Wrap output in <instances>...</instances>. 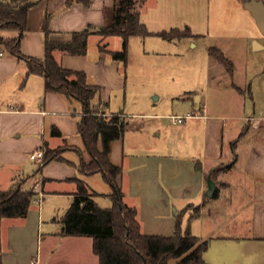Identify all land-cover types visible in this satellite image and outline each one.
Returning a JSON list of instances; mask_svg holds the SVG:
<instances>
[{
    "label": "crops",
    "instance_id": "crops-1",
    "mask_svg": "<svg viewBox=\"0 0 264 264\" xmlns=\"http://www.w3.org/2000/svg\"><path fill=\"white\" fill-rule=\"evenodd\" d=\"M89 1L86 6L76 0L70 5L66 0H39L30 7L20 42L23 54L43 58L47 14L50 37L56 40H70L73 31L88 26L109 24L115 0ZM62 5L63 10L56 12ZM105 8L112 12L108 18ZM247 11L252 21L248 17L250 29L242 31L244 43L256 37L254 29L260 31L251 11ZM8 32L0 30V35ZM95 35L99 38L92 44L90 37ZM110 36L114 35L91 34L85 54L59 49L53 53L63 67L84 71L87 83L99 88L92 99L99 114H119L126 119L124 134L111 141L109 151L110 161L121 168L118 183L123 202L136 209L145 234L171 235L181 212L182 230L189 227L194 235L209 239L204 252L206 261L215 264L207 256L217 244L218 249L224 248L219 257L225 259V264H248L247 252L242 251L245 243H264V65L233 58V70L228 71L212 57L206 62L204 87L209 91L204 93L202 103L180 97L185 106L178 112L145 113L128 105V61L113 59L106 51L114 50L106 41ZM254 42L256 47L239 44V50L249 56L264 48L261 40ZM27 70L26 60L0 44V190L20 185L24 190L33 188V198L41 196L35 206L30 203L25 216L0 219V264H31L33 260L38 264H99L92 237L62 234L64 214L55 221L41 201L45 195L65 197L68 209L77 192V179H83L94 192V201L100 207H111L113 188L110 185L109 189L98 190L94 177L100 174L105 180L103 174H83L80 170L81 162L91 161L78 130L83 114L81 103L60 92L45 90L44 77L28 74ZM145 96L142 106L151 108V99L148 102ZM133 102L134 108L140 105L136 98ZM188 111L197 115L180 123L169 141L153 140L166 135L163 129L167 124L157 120L152 125L142 118L168 119L171 114ZM54 128L59 135L52 132ZM46 147L63 148L62 159L41 164L30 157L33 151H44ZM209 179L215 183L216 196L206 194ZM102 196L109 198V206L99 202ZM215 200L225 201L230 209L227 215L219 213L218 204L210 206ZM191 205L199 207L194 216ZM227 226H232L233 235H217L219 228Z\"/></svg>",
    "mask_w": 264,
    "mask_h": 264
},
{
    "label": "trees",
    "instance_id": "trees-1",
    "mask_svg": "<svg viewBox=\"0 0 264 264\" xmlns=\"http://www.w3.org/2000/svg\"><path fill=\"white\" fill-rule=\"evenodd\" d=\"M38 1L0 0V30L9 31L0 35V44L18 58L26 60L28 74L44 77L45 90L60 92L81 103L83 114L78 123V130L91 155V161L81 162L80 170L83 174L101 172L113 188L111 193L113 205L100 207L93 199L94 192L88 188L85 181L77 179V192L62 217L61 233L91 236L93 252L98 256L99 264H210L204 258L209 239L194 235L189 227L182 230L181 212L177 214L171 235L145 234L141 231L140 223L136 218V209L126 205L122 200V190L118 183L121 168L109 159L110 143L124 134L126 119L119 114H112L110 117L99 114L92 106V99L99 88L87 83L84 71L63 67L53 53L55 49H59L70 54H85L91 34L103 37L119 35L122 38V48L106 51L113 59L126 62L130 37L152 33L140 19V11L136 7L137 0H115L113 18L109 24L97 28L88 26L73 31L72 38L67 41L50 37V16L47 14L44 19L43 58L27 56L20 49V42L27 25L28 10ZM76 1L86 6L90 2ZM72 2L73 0H66L67 5ZM13 31L16 34L10 33ZM155 34L165 39L192 36L189 27L161 30ZM99 47L105 50L103 44ZM208 51L228 71L233 70V63L219 48L210 46ZM52 132L60 134L55 128ZM61 149L63 148L46 147L41 164L53 159H62ZM34 195L33 189L24 190L20 185L0 190V219L25 216ZM216 195L217 190L213 196ZM195 207L198 211L199 207Z\"/></svg>",
    "mask_w": 264,
    "mask_h": 264
},
{
    "label": "rangeland",
    "instance_id": "rangeland-1",
    "mask_svg": "<svg viewBox=\"0 0 264 264\" xmlns=\"http://www.w3.org/2000/svg\"><path fill=\"white\" fill-rule=\"evenodd\" d=\"M140 1L137 0L136 7ZM244 2L245 0H166L161 3L157 0H144L141 2L138 9L142 12V21L153 33L145 36L134 35L129 39L127 63L130 71L126 91L131 103L128 105L134 110L145 113H171L184 108L185 104L181 103L180 97L194 98L195 101L199 99L198 103L199 101L202 103L204 93L209 91L208 87H204V77L206 62L212 58L208 51L210 46L219 48L230 60L246 59L253 62L255 66L264 65V48L249 53V56L239 50V44L246 47L250 43L251 47H256L257 44L254 41L264 42V35L257 29H254L257 38H250L246 43L243 42L245 39L241 36L242 31L246 28L250 29L247 26L250 15ZM64 7L65 5H62L56 12L62 11ZM111 13L110 9L105 8L107 18ZM249 18L252 21L251 17ZM172 27L180 29L189 27L192 36L165 39L154 32L170 30ZM98 38L97 35L91 36V43L93 44ZM106 41L111 49L122 48V38L119 35L110 36ZM158 92L161 93L159 100L156 98L160 95ZM144 95L148 102L151 99L153 104L151 108L142 106ZM133 98H136V104L140 102L137 108H134ZM206 102H211V96L207 97ZM142 118L152 125H155L154 122L157 120L167 124L166 130L163 129L165 136L153 137V140L160 142L172 139L180 124L167 123L169 121L167 118L145 116ZM157 132L158 130L155 133ZM94 178V186L98 190L110 188V184L100 174H96ZM214 199L215 197L212 198ZM215 201V203L210 202V206L218 204L219 213L227 215L230 209L225 201ZM99 202L106 203V206L111 204L109 198L105 196H102ZM31 203L35 206L34 198ZM41 203L52 213L51 217H54L55 221L61 219L69 205L65 197L57 195H45ZM189 209L191 214L198 212L194 205H191ZM218 231L217 235L230 233L233 235L235 232L232 226L219 228ZM213 246L207 258L213 260L215 264H225V259L219 257L224 252V248L218 249L217 244ZM243 249L242 251L247 252L248 264H264V243L255 246L248 241Z\"/></svg>",
    "mask_w": 264,
    "mask_h": 264
},
{
    "label": "water",
    "instance_id": "water-1",
    "mask_svg": "<svg viewBox=\"0 0 264 264\" xmlns=\"http://www.w3.org/2000/svg\"><path fill=\"white\" fill-rule=\"evenodd\" d=\"M245 7L251 11L255 18L258 28L264 34V1L263 0H245ZM215 190V183L213 180H208V190L206 192L208 197H212Z\"/></svg>",
    "mask_w": 264,
    "mask_h": 264
},
{
    "label": "built area",
    "instance_id": "built-area-1",
    "mask_svg": "<svg viewBox=\"0 0 264 264\" xmlns=\"http://www.w3.org/2000/svg\"><path fill=\"white\" fill-rule=\"evenodd\" d=\"M197 113L194 112V111H188L186 112L185 114H171L168 116V119H169V122L170 123H182L184 122L187 118H190V117H193V116H196ZM30 157L32 159H36L38 160L40 163L43 162V158H44V151L42 149H39V150H35L33 151L31 154H30ZM41 196H39V198H34V200L36 202H40V198ZM31 264H38V262L36 260H33L31 262Z\"/></svg>",
    "mask_w": 264,
    "mask_h": 264
}]
</instances>
